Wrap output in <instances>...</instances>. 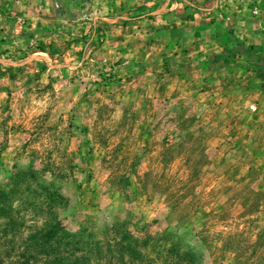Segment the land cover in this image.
Segmentation results:
<instances>
[{
	"label": "rangeland",
	"instance_id": "1",
	"mask_svg": "<svg viewBox=\"0 0 264 264\" xmlns=\"http://www.w3.org/2000/svg\"><path fill=\"white\" fill-rule=\"evenodd\" d=\"M56 224L85 264H264V0H0V264Z\"/></svg>",
	"mask_w": 264,
	"mask_h": 264
},
{
	"label": "trees",
	"instance_id": "2",
	"mask_svg": "<svg viewBox=\"0 0 264 264\" xmlns=\"http://www.w3.org/2000/svg\"><path fill=\"white\" fill-rule=\"evenodd\" d=\"M60 232L59 235L57 233ZM33 239L37 241L40 245L44 246L42 251L43 253L49 254L52 252H57L61 247H64V255H59L57 253V256L53 260V263L51 264H85L86 259H76L75 253L82 251V250H88L91 246L92 242L91 240H82L78 234H69L65 232L64 229H60V226L57 224L52 226L46 233L43 234H36L32 236ZM55 238L56 247L49 246L50 240ZM118 247L123 248L124 245H117ZM129 248V246H125ZM50 264V263H46Z\"/></svg>",
	"mask_w": 264,
	"mask_h": 264
}]
</instances>
